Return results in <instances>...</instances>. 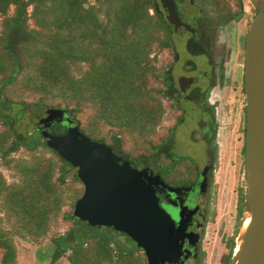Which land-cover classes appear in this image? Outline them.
I'll return each mask as SVG.
<instances>
[{"label": "trees", "instance_id": "obj_1", "mask_svg": "<svg viewBox=\"0 0 264 264\" xmlns=\"http://www.w3.org/2000/svg\"><path fill=\"white\" fill-rule=\"evenodd\" d=\"M191 1L215 25L235 18L232 3L242 5L241 0ZM252 2L255 19L264 12V0ZM173 39L159 0H0V165L17 179L8 185L0 173L2 264H15L14 238L45 236L58 216L69 229L52 239L50 264L61 259L69 264H147L143 250L125 247L78 221L76 205L84 194L78 169L41 137L18 135L2 109L7 103L22 113L29 108L62 111L83 137L118 148L143 167L147 158L160 156L166 139L157 129L165 110L174 109L163 106L173 91L172 63L159 67L157 61L160 54H173ZM68 131L67 122L57 124L52 136ZM20 151L32 158L14 160ZM40 151L56 162L34 155ZM244 203L242 188L226 264L234 254Z\"/></svg>", "mask_w": 264, "mask_h": 264}, {"label": "flooded vegetation", "instance_id": "obj_2", "mask_svg": "<svg viewBox=\"0 0 264 264\" xmlns=\"http://www.w3.org/2000/svg\"><path fill=\"white\" fill-rule=\"evenodd\" d=\"M159 4L166 19V10L172 7L180 21L190 27V30L183 29L179 34L172 29L173 49L177 44L175 39H179L184 52L194 55L196 59L198 57L203 59L207 72L201 71L190 61L186 63L184 75L174 79L171 72L173 91L169 93L167 102L174 108L170 110V113L174 115V121L163 135L166 140L161 147L160 156L150 158L151 163L148 159L141 167L118 148H107L112 151V161L121 168L146 173L145 184L169 216L170 243L164 263L160 262V259L157 262L147 259V264H209L212 239L218 234H221L219 239L221 253L218 263L226 264L238 222L240 193L242 188L245 194L246 190L243 185L235 189L236 205L232 231L222 232L218 229V200L222 191L217 175L222 165L220 127L218 110L212 102V96L214 89L217 86L224 87L227 81L231 49L227 40L216 43L214 36L222 33L229 24L239 19L244 12V7L241 5L239 13L232 21L215 25L208 21L201 8L191 0H159ZM244 48L246 50L245 46ZM173 55L176 62L177 53ZM182 78L191 81L180 83ZM243 92L245 96L244 75ZM183 105L188 108L186 109ZM240 116L243 122L242 142L237 160L243 167L242 173L246 175V100L245 108ZM65 119L60 124L67 122L68 119ZM186 121L193 125L191 129L185 128ZM57 124L54 123L42 133L52 136V129ZM168 128H171L169 136H167ZM184 128L187 130L186 135H179V131ZM34 133L39 137L41 135L37 127L34 128ZM180 147L184 149L181 150ZM197 149L202 151V155L198 156ZM239 173L241 174V171ZM242 218L243 215L241 221Z\"/></svg>", "mask_w": 264, "mask_h": 264}, {"label": "water", "instance_id": "obj_3", "mask_svg": "<svg viewBox=\"0 0 264 264\" xmlns=\"http://www.w3.org/2000/svg\"><path fill=\"white\" fill-rule=\"evenodd\" d=\"M167 20L179 34L190 30L175 9L166 10ZM246 100V194L245 208L251 223L237 257L231 264H264V12L252 22L245 50ZM183 81H191L182 78ZM64 112L47 110L36 125L41 142L55 150L68 166L78 169L84 194L75 216L85 228L113 236L128 248L143 250L149 261L164 263L170 243V219L145 184V172L123 169L112 161V151L83 137L69 121L66 135L42 133L62 123ZM242 225V221H241ZM241 228V226H240Z\"/></svg>", "mask_w": 264, "mask_h": 264}, {"label": "rangeland", "instance_id": "obj_4", "mask_svg": "<svg viewBox=\"0 0 264 264\" xmlns=\"http://www.w3.org/2000/svg\"><path fill=\"white\" fill-rule=\"evenodd\" d=\"M244 7V12L239 19L232 22L222 32L214 36L216 43H222L225 40L228 42V46L231 49V58L229 68L227 71V81L224 87L217 86L213 91L212 102L218 110L219 120V141L221 142V170L218 172V179L222 191H220L219 204H218V229L222 232L230 233L233 227V220L235 217V205L236 196L235 189L240 186H244L246 190L247 177L242 173L240 162L237 160L242 142V123L240 114L245 108V96L243 92V75H244V61H245V48L244 43L246 35L249 32L250 26L254 20V4L252 0H241ZM232 11L239 13V8L232 3ZM233 40V41H231ZM176 46L173 49V53H177L178 59L175 62L173 54H160L157 61L158 66L161 67L167 61H170L174 66L171 68L172 76L174 79L185 74V66L188 61L193 65L199 67L201 71H206V66L201 57L194 58L192 54L184 52L181 48V41L175 39ZM203 64V66L201 65ZM163 106L168 108V102L163 100ZM184 106V105H183ZM186 109L188 106H184ZM3 114L13 124V128L18 135L32 137L35 135L34 128L42 120L45 115V111L40 109H26L22 113V108L15 105L4 104L2 109ZM229 114V115H227ZM174 121V115L168 110H165L162 122L157 129L159 137L163 136ZM186 127L191 129L193 125L186 121ZM181 129L179 135H186L187 130ZM183 130V131H182ZM3 127L0 124V133H2ZM189 131V130H188ZM181 150L184 148L180 147ZM179 149V150H180ZM196 151V150H195ZM197 154L202 155V151L197 149ZM35 156H43L46 159H50L56 162L54 157L47 151H40L34 154ZM134 157V156H133ZM14 160H30L31 155L25 151H20L12 156ZM149 159V163L152 159ZM241 171V174L239 173ZM0 173L4 178L6 184H13L17 181L13 172L2 165H0ZM240 174V175H239ZM76 188H81L80 185H76ZM68 210L64 208L63 211ZM69 229V225L64 223L62 216L53 218L49 222V227L45 236L35 238L28 237L25 239L14 238L13 242L16 248V260L15 264H50L51 256L54 252V245L52 239L58 236L64 235ZM240 234V229H239ZM221 234L216 235L212 239V247L210 248V254L208 262L209 264H219L218 259L221 248L219 246V239ZM237 236L236 244L238 243ZM3 256V251L0 250V264ZM236 256V251H235ZM56 264H69L66 259H61Z\"/></svg>", "mask_w": 264, "mask_h": 264}, {"label": "bare ground", "instance_id": "obj_5", "mask_svg": "<svg viewBox=\"0 0 264 264\" xmlns=\"http://www.w3.org/2000/svg\"><path fill=\"white\" fill-rule=\"evenodd\" d=\"M251 223V213L246 211L244 214H243V218H242V225H241V228H240V234H239V238H238V243H237V246L235 248V251H236V256L237 257L241 251V248H242V245H243V237L244 235L246 234L247 230H248V227Z\"/></svg>", "mask_w": 264, "mask_h": 264}]
</instances>
